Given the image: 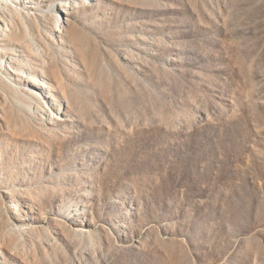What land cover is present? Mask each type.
<instances>
[{"label": "rangeland", "instance_id": "rangeland-1", "mask_svg": "<svg viewBox=\"0 0 264 264\" xmlns=\"http://www.w3.org/2000/svg\"><path fill=\"white\" fill-rule=\"evenodd\" d=\"M15 3L0 264H264V0Z\"/></svg>", "mask_w": 264, "mask_h": 264}, {"label": "bare ground", "instance_id": "bare-ground-1", "mask_svg": "<svg viewBox=\"0 0 264 264\" xmlns=\"http://www.w3.org/2000/svg\"><path fill=\"white\" fill-rule=\"evenodd\" d=\"M18 3L20 4H23V3H27V0H16ZM1 4H0V37H1V33L4 31V28L2 27V21H6L7 19V14H12V8L10 5L14 6L15 9L18 8V5L15 3V0H0ZM5 3V4H2V3ZM32 7H36V5H33ZM58 23L60 24L62 22V18L59 17V19L57 20ZM56 26V28L59 29V25H54ZM55 33V32H54ZM6 39H10V41H15L16 39H19L20 38V34H17L15 32H11L9 34H6Z\"/></svg>", "mask_w": 264, "mask_h": 264}]
</instances>
